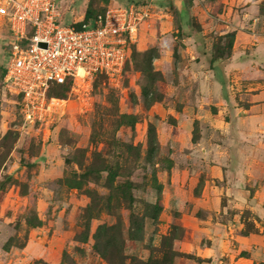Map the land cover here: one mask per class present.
<instances>
[{
	"label": "rangeland",
	"instance_id": "obj_1",
	"mask_svg": "<svg viewBox=\"0 0 264 264\" xmlns=\"http://www.w3.org/2000/svg\"><path fill=\"white\" fill-rule=\"evenodd\" d=\"M145 1L56 3L60 22L72 25L111 5ZM153 5L160 16L141 26L121 75L66 88L63 113L37 126H24L2 88L7 31L0 24V264H264V156L257 155L264 133L254 144L242 139L249 169L231 154L235 138L207 131L203 138L209 124L202 121L218 107L189 72L196 61L184 43L189 32L201 34L224 62L237 42L264 38V0ZM254 51L231 78L239 91L225 92L234 109L250 106L247 85L249 95L264 90V62ZM201 94L207 101L197 105ZM225 148L230 161L212 168L209 150Z\"/></svg>",
	"mask_w": 264,
	"mask_h": 264
},
{
	"label": "built area",
	"instance_id": "obj_2",
	"mask_svg": "<svg viewBox=\"0 0 264 264\" xmlns=\"http://www.w3.org/2000/svg\"><path fill=\"white\" fill-rule=\"evenodd\" d=\"M159 16L147 0L108 6L77 27L60 22L56 0H0L7 31L2 88L16 99L24 126L62 114L66 88L76 91L99 75L120 76L141 26Z\"/></svg>",
	"mask_w": 264,
	"mask_h": 264
},
{
	"label": "crops",
	"instance_id": "obj_3",
	"mask_svg": "<svg viewBox=\"0 0 264 264\" xmlns=\"http://www.w3.org/2000/svg\"><path fill=\"white\" fill-rule=\"evenodd\" d=\"M187 27V25L185 26ZM242 34V33H240ZM240 36L237 37V40ZM249 37V36H247ZM208 40L206 38H203L201 34H196L195 32L191 33L189 32L186 36L184 43L188 45V48H190V53L192 54V58L196 62L189 63L190 65V71L191 74L199 81H202L203 86L208 89L213 97H215V105L218 107V111L215 115L208 114L205 117V120L202 122L204 124H209L207 127H204V134L203 138L208 136L206 135V131L208 133L216 134L217 136L226 137L227 139L235 138V143H238V150L231 151V154L238 155L237 163L236 165L240 168H246L249 169L250 158L248 157L249 152L248 150L244 151L243 147L241 148L242 139L245 141H248L252 144L257 142L259 140L261 133H264V90L259 91L258 93H255L253 95L247 94L249 90L251 89V84L247 85V89L245 90L246 95H248V102L247 104H250L247 109H241V108H232L231 105H229V102H233L235 100L234 96H232V93L229 96L230 100H226V91L231 92H237L239 91L238 86L234 88V86L231 85L233 83V78L236 74L235 72H241L242 69V63L239 61L243 55H246L247 50H251V48L254 51V55L258 58V60L264 62V38L257 43H251V40L249 41L246 39V42L248 44H242V43H236L234 46V49L232 50V55L230 57L226 58L224 62H213V53H212V47L207 42ZM239 44V45H238ZM240 63H238V62ZM186 64L185 69L186 73H188V66ZM258 65L263 68L264 64H261L258 62ZM184 75V73H183ZM202 76L207 77L208 79L203 81L201 79ZM237 78V77H236ZM239 80V79H238ZM240 85L243 83L242 79H240ZM244 89V88H243ZM206 100L205 96L201 94V96L196 98V103L201 104V100ZM213 101V100H209ZM225 103H223V102ZM214 105V107H215ZM196 106V105H194ZM183 114L191 115L190 106L185 105ZM212 110V108H211ZM233 110V111H231ZM234 113V114H231ZM231 116L230 120L227 119L228 116ZM224 118V119H223ZM208 129V130H207ZM203 133V132H202ZM221 147V146H220ZM246 147V146H245ZM250 147V146H249ZM222 148V147H221ZM220 148V149H221ZM224 148V147H223ZM247 148V147H246ZM209 150L212 156V162L215 161L216 166H212V168H221L226 163L230 161V148H225L222 150ZM263 151V152H262ZM254 154V153H253ZM246 155V156H243ZM257 155L264 156V150H258ZM241 248H244V250L248 249V239H241L240 240ZM256 253V252H255ZM255 253H252V257L255 258ZM247 260L244 259H238L237 263L234 264H247ZM251 264V262H250Z\"/></svg>",
	"mask_w": 264,
	"mask_h": 264
},
{
	"label": "trees",
	"instance_id": "obj_4",
	"mask_svg": "<svg viewBox=\"0 0 264 264\" xmlns=\"http://www.w3.org/2000/svg\"><path fill=\"white\" fill-rule=\"evenodd\" d=\"M84 22V21H83ZM81 24L79 23V24H77V27H79ZM133 49V48H132ZM219 59V57H217V56H215L214 58H213V62H216L217 60ZM3 76H4V71H3Z\"/></svg>",
	"mask_w": 264,
	"mask_h": 264
}]
</instances>
